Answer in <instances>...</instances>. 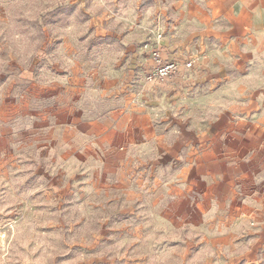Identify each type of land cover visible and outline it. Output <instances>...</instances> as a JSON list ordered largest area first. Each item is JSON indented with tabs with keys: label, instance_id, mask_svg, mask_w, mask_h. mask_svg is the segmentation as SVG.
I'll use <instances>...</instances> for the list:
<instances>
[{
	"label": "clouds",
	"instance_id": "9594fccd",
	"mask_svg": "<svg viewBox=\"0 0 264 264\" xmlns=\"http://www.w3.org/2000/svg\"><path fill=\"white\" fill-rule=\"evenodd\" d=\"M0 264H264V0H0Z\"/></svg>",
	"mask_w": 264,
	"mask_h": 264
}]
</instances>
